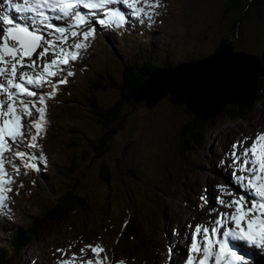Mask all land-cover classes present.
<instances>
[{
	"label": "rangeland",
	"instance_id": "1",
	"mask_svg": "<svg viewBox=\"0 0 264 264\" xmlns=\"http://www.w3.org/2000/svg\"><path fill=\"white\" fill-rule=\"evenodd\" d=\"M163 3L166 10H158L162 14L156 17L154 24L139 23L131 11L124 8L129 18L126 28L101 30L97 26L95 39L87 51L81 50L80 57L66 66L74 75L67 77L66 84L58 85L61 90L53 97L54 102L47 103V121L58 123L61 129L55 127L60 132L52 127L45 135L47 138L42 133L38 137L40 147L28 149L37 154L43 152L47 167L43 168L41 162L39 172L29 168L25 174V168L21 166L19 175H16L6 165L16 183L11 192L4 193L7 200L5 207L0 208V249L9 245L12 232L18 230L22 219L41 218L54 205V198L66 187L62 184L60 170L68 173L67 170L74 168L76 176L82 180L81 193L90 195L92 203V212L85 222H66L38 235L33 246L21 255H15L11 264H58L59 259H67L73 253L77 254V264H80V249L88 244L103 246L106 252L101 256L108 257L105 264L116 261L184 264L186 249L190 245L186 234L191 233L197 224H209L226 209L216 202V197L230 200L233 197L227 193L231 191L236 195V187L241 194L245 192V184L234 181L232 172L237 173L239 166L233 165L229 153L233 144L245 141L248 135L264 133V101L249 120L238 123L224 117L227 109L237 106L228 104L226 113L224 111L214 118L217 124L210 123L205 131L203 150L196 148L197 153L190 155L188 160L183 154L187 156L183 131L193 125L194 118L187 112L186 104L175 105L170 96L153 109L147 108L145 103H138L142 105L127 110L131 115L127 117L125 129L115 139L114 151L102 159L92 161L94 155L86 143L77 140L69 131L73 125L91 138L102 135L103 129L73 95L86 103L85 97L90 95L92 83L96 80L111 83L109 76L119 79L128 64L142 66L149 57L160 66L163 62L176 66L204 59L214 54L225 38L233 44L236 52L254 55L264 52V0H163ZM6 6L7 0H0V15L8 8ZM4 26L0 24V27ZM77 39L82 37L69 36L67 44L60 46L67 48ZM9 43L16 42L9 39ZM51 58L49 53L44 59ZM32 59H37V54ZM37 63L42 64L43 60H37ZM61 78V75L53 77L54 80ZM0 82H4L3 77ZM41 90L48 92L51 89L45 84ZM118 97L119 92L109 87L98 94V101L101 106L110 107ZM38 116L39 113L32 108V118ZM28 123L29 118L24 115L26 127ZM72 141L79 144L74 150L69 146ZM252 144L253 141L248 143L249 146ZM236 151L240 155L242 147ZM86 152L89 157L85 161ZM13 159L12 155L5 153V160ZM121 159L120 167L118 160ZM14 162L22 165L19 158ZM103 162L111 170L110 184L100 178L99 169ZM129 170H134L135 175ZM217 185L222 186L221 190H217ZM202 196L206 197L203 209L200 208ZM213 208L217 211L210 213ZM134 217L143 223L144 235L141 240L127 244V225ZM57 249H65L68 256L62 257ZM86 253L82 259L93 258L95 264L91 249H86ZM258 258L264 260V251L260 250Z\"/></svg>",
	"mask_w": 264,
	"mask_h": 264
},
{
	"label": "snow or ice",
	"instance_id": "2",
	"mask_svg": "<svg viewBox=\"0 0 264 264\" xmlns=\"http://www.w3.org/2000/svg\"><path fill=\"white\" fill-rule=\"evenodd\" d=\"M8 6L16 13L24 14L27 21L17 22L7 11L0 15V24L5 25L0 27V77L4 78V82H0V208L5 207L7 200L4 193L11 192L16 183L6 165L16 175H19L21 166L25 168V174L29 168L39 172L41 162L43 168L47 167L43 152L37 154L28 149L40 147L37 140L42 132H46L48 122L47 98L55 97L58 85L66 84L67 77L74 75L66 66L80 57L81 50L87 51L95 39L97 26L101 30L126 28L129 18L124 8L130 10L139 23L147 21L151 25L162 14L158 10L167 7L163 0H23V3L14 4L8 0ZM61 20L63 25L54 22ZM69 36L82 39L75 40L67 48L61 47V44H67ZM9 39L16 43L10 44ZM38 49L42 50L37 53ZM49 53L52 58L44 59ZM33 54H37V59H32ZM37 60H43V63L39 64ZM57 75L63 78L54 80ZM45 84L50 91L38 93L35 90L42 89ZM32 108L39 113L38 118H32ZM24 115L29 118L27 127ZM248 139H253V144L244 147L237 155L236 150ZM232 149L229 155L233 165L248 174L237 176L233 171L232 176L237 184L246 185V191L238 196L229 191L227 195L233 198L227 201L221 196L216 197L219 205L231 211L219 212L209 224H197L191 233L186 234L190 245L186 249L185 264H210V261L212 264H250L247 246L264 251V133H257L254 138L246 137L245 141L233 144ZM6 152L14 159L5 160ZM15 158L21 159L22 165L16 164ZM216 188L221 190L222 186ZM201 201L200 208L203 209L206 197L202 196ZM216 211L213 208L210 213ZM86 249H91L95 264H105L108 260L106 255L101 256L106 252L102 245L88 244L80 249V264H94L93 258L82 259L87 254ZM56 251L62 257L68 256L65 249ZM171 255L170 246V260ZM77 259V254L73 253L67 259H59L58 264H77ZM114 264L126 262L116 261Z\"/></svg>",
	"mask_w": 264,
	"mask_h": 264
},
{
	"label": "trees",
	"instance_id": "3",
	"mask_svg": "<svg viewBox=\"0 0 264 264\" xmlns=\"http://www.w3.org/2000/svg\"><path fill=\"white\" fill-rule=\"evenodd\" d=\"M232 44L227 38L222 40L220 47ZM233 45V44H232ZM219 47V48H220ZM234 47V46H233ZM160 51V50H159ZM244 52V51H240ZM246 53V52H245ZM252 56L258 57V81H257V92L250 99L242 101L239 104H234L231 109H227V113L223 115L227 117L230 121L238 123L241 121L249 120V116L254 111H257L260 104L264 101V52L261 55H254L247 53ZM208 57V56H207ZM204 57V58H207ZM154 58H147L144 64L139 65H126L124 70H122L120 78L116 79L113 76H109L111 83H106L96 80L91 87L90 95L84 103L79 98L77 99L75 95L73 97L77 100L78 104L86 109L85 111L89 112L95 119L103 133L99 137L91 138L87 133L81 130L78 127L71 126L70 132L73 135H76L77 140L84 141L87 148L94 155L92 161L96 159H102L105 156L111 154L114 151V142L117 136L125 129L127 124V117L130 116L131 111L135 110L136 107L141 106L134 101L137 93L140 88L156 68L164 67L169 70L174 69L175 65L166 62L162 66L157 65L153 61ZM199 60V59H198ZM196 61V60H190ZM103 76H101L102 78ZM113 88L119 92L118 99L110 107L101 106L98 101V94L101 91H106L108 88ZM60 92V87H58ZM44 92V91H42ZM54 102L53 98H47V103ZM80 107V111L83 109ZM82 109V110H81ZM188 109V108H187ZM189 115H192L194 118V123L190 128L185 127L183 131V143L184 147L187 149V156L185 153L184 156L186 160L189 159L190 155L197 153L199 148L203 150V136L205 131L209 128L210 123L216 125V120H204L198 115L194 114L190 110L187 111ZM221 113V114H222ZM126 114V115H124ZM71 123V122H70ZM72 124V123H71ZM59 126L58 123L48 122L46 125V132H42V136L47 138L45 135H48L50 130H56ZM61 129V126H59ZM60 132V131H58ZM50 136H48L49 138ZM76 141L69 142L71 149L78 147ZM85 161L89 157V153H84ZM124 155V154H123ZM120 167L123 163V159L120 161ZM76 163H74V166ZM76 167V166H75ZM66 173L63 170H60V176L62 179V184L66 187L62 188V192L54 198V205L45 212L43 217H28L21 220L18 230L12 232L11 239L9 240V245L0 249V264H11L12 258L15 255H21L27 248L33 246L36 241V238L40 234H45L46 231H49L51 228L56 225H63L66 222L74 223L75 220L86 221V218L89 217L90 212H92V203L90 195H83L80 191L81 187V177L76 176V171L74 168H70ZM133 176L135 175L134 170H129ZM100 178L106 184L111 183V170L107 163L103 162L99 169ZM66 180H63V179ZM91 217V216H90ZM148 224V222H146ZM126 230V241L127 244L135 241H139L143 238L144 235V225L142 222L137 220L135 217L129 221ZM79 230V229H78ZM77 232V229H76Z\"/></svg>",
	"mask_w": 264,
	"mask_h": 264
},
{
	"label": "water",
	"instance_id": "4",
	"mask_svg": "<svg viewBox=\"0 0 264 264\" xmlns=\"http://www.w3.org/2000/svg\"><path fill=\"white\" fill-rule=\"evenodd\" d=\"M258 65V57L236 52L227 44L207 58L180 63L172 70L156 68L134 101L153 109L170 96L173 104H186L200 118L213 120L228 104H239L256 94ZM253 264H264V260Z\"/></svg>",
	"mask_w": 264,
	"mask_h": 264
},
{
	"label": "bare ground",
	"instance_id": "5",
	"mask_svg": "<svg viewBox=\"0 0 264 264\" xmlns=\"http://www.w3.org/2000/svg\"><path fill=\"white\" fill-rule=\"evenodd\" d=\"M10 13H15L14 11H9ZM256 135V133L255 134H251V135H248L247 137H249V138H253V136H255ZM250 141L249 142H251V141H253V139H249ZM248 141V140H247ZM249 142H246L245 144H243V146H242V151H243V149H244V147H249V145H248V143ZM238 153V152H237ZM241 154V153H240ZM236 170V169H235ZM236 175L237 176H240V175H248L246 172H241V171H237V173H236ZM240 189V188H239ZM250 195V194H249ZM224 208V207H223ZM224 211H231V210H229V209H225ZM224 211H222V212H224ZM234 226V225H233ZM254 254H256V253H254ZM256 258H258V257H256ZM256 258H254V259H256Z\"/></svg>",
	"mask_w": 264,
	"mask_h": 264
}]
</instances>
